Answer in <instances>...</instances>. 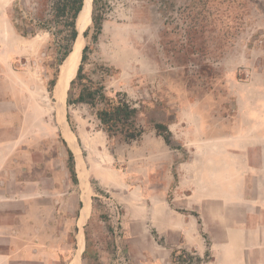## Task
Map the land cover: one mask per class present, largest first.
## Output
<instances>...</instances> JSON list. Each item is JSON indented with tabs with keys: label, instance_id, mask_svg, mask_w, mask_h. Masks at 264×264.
Instances as JSON below:
<instances>
[{
	"label": "rangeland",
	"instance_id": "374dc122",
	"mask_svg": "<svg viewBox=\"0 0 264 264\" xmlns=\"http://www.w3.org/2000/svg\"><path fill=\"white\" fill-rule=\"evenodd\" d=\"M97 3L98 12L104 14L98 40L91 39L94 32L92 20L89 23L91 9L85 22L89 25L84 31L78 30L80 56L83 48L89 47L78 85H103L110 96L116 92L125 94L137 109V123L144 130V141L156 135V124L167 126L182 137L170 140L172 149L180 147V139L198 146L218 140L211 136H222L223 141L225 136L232 135L237 149L250 146L252 161L259 160V147H264V0H98ZM33 7L35 0H0V64L20 73L38 103L36 122L27 123L26 150L31 160L56 165L64 190L68 189L66 180H71L67 150L73 153L82 184L85 180L94 189L95 178L104 177L107 182V194L102 192L100 196L93 191L91 195L93 210L109 223L92 230L90 250L81 258L73 257L72 228L67 233L61 228L59 264H67L70 259L72 264H134L133 254L137 253L131 248L123 249L113 233L117 212L114 182L117 173L121 178L123 172L127 179L136 163L133 159L140 158L144 145L139 141L124 143L108 138L99 128L92 109L86 105L67 106V99L76 92L71 81L76 77L81 58L62 84L59 74L64 70V60L60 61L61 52L48 31L23 33L22 19H29L27 11L31 12ZM53 80L55 83L51 85ZM26 100L23 96L17 101L21 110L28 109ZM180 152V160H185L187 153ZM79 187L73 189L75 194ZM104 227H108L107 234ZM221 233L220 229L215 235L224 240L226 236ZM66 234L69 239L64 242ZM204 238L207 246L215 247V242L208 239L210 234H204ZM79 239L81 249V235ZM87 253L91 255L89 259ZM186 253L193 258L190 262L196 264L197 256ZM201 259L202 264H211L213 260V264H245L242 255L235 260H222L213 259L209 252ZM184 260L189 261L187 257ZM252 261L264 264V248Z\"/></svg>",
	"mask_w": 264,
	"mask_h": 264
},
{
	"label": "crops",
	"instance_id": "0c3cea01",
	"mask_svg": "<svg viewBox=\"0 0 264 264\" xmlns=\"http://www.w3.org/2000/svg\"><path fill=\"white\" fill-rule=\"evenodd\" d=\"M23 96L28 98L27 110L17 102ZM37 110L26 80L0 64V264H59L61 228L64 233L72 228L73 257L81 258L90 250L92 230L109 223L93 210L91 195L107 194L106 178H95L93 189L80 182L76 163L73 180L67 163L71 180L64 190L56 165L31 160L25 134L27 123L36 122ZM168 130L170 139L182 138ZM231 136L223 141L222 136H211L218 140L198 146L180 139V147L172 149L162 137L144 141L143 134L140 158L133 159L139 166L134 163L127 179L117 173L114 182L113 233L123 249L137 253L134 264H169L179 251L200 258L210 252L222 260L242 255L245 264L248 258V264H258L252 260L264 248V147L253 162L251 147L237 149ZM180 151L187 153L185 160H180ZM76 186L81 187L77 194ZM220 229L224 240L215 235ZM204 234H210L215 247L207 246ZM97 248L101 259V244Z\"/></svg>",
	"mask_w": 264,
	"mask_h": 264
},
{
	"label": "trees",
	"instance_id": "16d2710c",
	"mask_svg": "<svg viewBox=\"0 0 264 264\" xmlns=\"http://www.w3.org/2000/svg\"><path fill=\"white\" fill-rule=\"evenodd\" d=\"M98 0H93L92 25L94 28L91 39L98 40L102 30L104 14L98 12ZM83 0H35V7L27 11V17L22 19L23 33L34 35L37 30L48 31L50 38L57 44L61 52L60 61H63L71 51L72 43L77 36L76 19L81 11ZM87 35V32L84 33ZM89 47L83 48L81 65L76 77L71 81V86L76 87V92L66 101L67 106L86 105L93 110L98 121L99 128L106 133L108 138H117L124 143L139 141L144 134L143 128L137 123V109L128 101L126 95L116 92L113 96L107 95L105 87L100 85H78L82 79L83 63ZM55 81H51L54 85ZM156 135L163 138L167 145H170V132L163 124L154 126ZM162 130V131H160ZM68 153V167L73 180H76L74 171V160L71 151ZM185 257L189 261H185ZM185 251L173 252L171 263L192 264ZM196 264H202L200 257L196 258Z\"/></svg>",
	"mask_w": 264,
	"mask_h": 264
},
{
	"label": "water",
	"instance_id": "95a60500",
	"mask_svg": "<svg viewBox=\"0 0 264 264\" xmlns=\"http://www.w3.org/2000/svg\"><path fill=\"white\" fill-rule=\"evenodd\" d=\"M92 4H93V0H83V5H82V8H81V11L78 14L77 20H78V18H79V16L81 14H83L84 17H86L88 9H91V12H92ZM77 20H76L77 36H76L75 40L72 43L71 51L69 52V54L66 56V58L64 60V70L62 71V73L59 74L60 77L62 78V81H61L62 84L68 78V76L70 75V73L72 71V68H73V65H74V63L76 61V56H77V51L76 50H77V45H78V42H79V33H78V29H77ZM80 58H81V56H80ZM71 80L72 79H70V81Z\"/></svg>",
	"mask_w": 264,
	"mask_h": 264
},
{
	"label": "bare ground",
	"instance_id": "6f19581e",
	"mask_svg": "<svg viewBox=\"0 0 264 264\" xmlns=\"http://www.w3.org/2000/svg\"><path fill=\"white\" fill-rule=\"evenodd\" d=\"M89 19V9L87 10V14H86V17H84V15L83 14H81L80 16H79V18H78V20H77V29L78 30H80L81 28H83V31L85 30V28L89 25V23H90V20H91V14H90V20H89V23H88V25L86 26L85 25V22L87 21ZM83 23V24H82ZM83 33V32H82ZM82 36V35H81ZM77 56H76V61H75V63H74V65H73V67L76 65V63L78 62V60H79V58H80V51H81V43H80V41L78 42V45H77ZM65 60V59H64ZM64 62V61H63ZM62 62V63H63ZM70 81V80H69ZM68 86V85H67ZM69 143V142H68ZM76 153V158H78V154H77V152H75ZM80 236V235H79Z\"/></svg>",
	"mask_w": 264,
	"mask_h": 264
}]
</instances>
